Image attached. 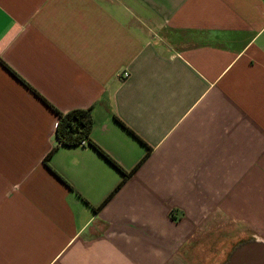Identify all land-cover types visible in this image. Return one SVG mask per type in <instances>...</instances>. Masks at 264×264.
I'll list each match as a JSON object with an SVG mask.
<instances>
[{"label": "crops", "instance_id": "1", "mask_svg": "<svg viewBox=\"0 0 264 264\" xmlns=\"http://www.w3.org/2000/svg\"><path fill=\"white\" fill-rule=\"evenodd\" d=\"M47 103L88 110L129 177L60 145ZM247 240L264 0H0V264H224Z\"/></svg>", "mask_w": 264, "mask_h": 264}, {"label": "trees", "instance_id": "2", "mask_svg": "<svg viewBox=\"0 0 264 264\" xmlns=\"http://www.w3.org/2000/svg\"><path fill=\"white\" fill-rule=\"evenodd\" d=\"M17 76V75H16ZM44 100V99H43ZM45 101V100H44ZM58 117V123L56 127V137L59 144L62 146H77L84 145L82 142H86L87 145L95 149L101 154L107 161H109L114 167H116L124 175V180L129 177L130 173L126 172L121 166L115 162L100 146L94 143L90 137L93 130V119L88 110H72L67 113H62L56 108L47 103ZM50 157V154L48 155ZM48 157L46 161L48 160ZM49 167V165H48ZM172 217L175 216L172 214Z\"/></svg>", "mask_w": 264, "mask_h": 264}, {"label": "water", "instance_id": "3", "mask_svg": "<svg viewBox=\"0 0 264 264\" xmlns=\"http://www.w3.org/2000/svg\"><path fill=\"white\" fill-rule=\"evenodd\" d=\"M224 264H264V242L247 240L238 243Z\"/></svg>", "mask_w": 264, "mask_h": 264}, {"label": "rangeland", "instance_id": "4", "mask_svg": "<svg viewBox=\"0 0 264 264\" xmlns=\"http://www.w3.org/2000/svg\"><path fill=\"white\" fill-rule=\"evenodd\" d=\"M204 260V259H203ZM207 261H210V259H205V261H203L204 263L201 262V258H198V260L195 262V264H212L210 262L206 263ZM213 261V260H212Z\"/></svg>", "mask_w": 264, "mask_h": 264}, {"label": "built area", "instance_id": "5", "mask_svg": "<svg viewBox=\"0 0 264 264\" xmlns=\"http://www.w3.org/2000/svg\"><path fill=\"white\" fill-rule=\"evenodd\" d=\"M125 76H127V74ZM82 144H86V142L83 141Z\"/></svg>", "mask_w": 264, "mask_h": 264}]
</instances>
